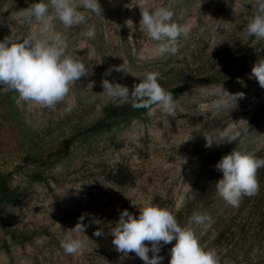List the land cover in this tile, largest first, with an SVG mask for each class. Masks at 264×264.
<instances>
[{"label": "rangeland", "instance_id": "rangeland-1", "mask_svg": "<svg viewBox=\"0 0 264 264\" xmlns=\"http://www.w3.org/2000/svg\"><path fill=\"white\" fill-rule=\"evenodd\" d=\"M34 2L0 0V41L38 31L19 15ZM98 2L102 15L86 12L84 24L65 30L52 21L88 72L70 86L64 102L41 107L0 86V176L20 193L0 206V264H144L135 253L124 257L115 250L110 228L122 210L138 216V207L149 200L173 212L182 227L194 212L209 214L210 228L192 227L220 264H264V167L257 172L259 193L243 197L238 208L227 205L215 186L222 177L215 164L232 148L264 158V88L250 75L264 59V40L244 35L255 14L252 3L150 0L153 7L173 10L177 23L191 25L187 38H178L176 54L157 57L155 42L139 24V0ZM89 27L95 29L93 39L81 35ZM119 66L124 72L114 70ZM149 72L159 73L163 88L187 85L174 98L175 116L152 106L96 127L109 121L112 106L131 103L108 99L102 80L131 90ZM220 84L244 97L230 101L229 112L207 111ZM233 125L247 128L243 145L238 140L205 147L204 136ZM82 214L88 227L84 235H73L85 246L67 255L60 242ZM98 228L100 237L93 235ZM174 243L162 245V264H169Z\"/></svg>", "mask_w": 264, "mask_h": 264}, {"label": "clouds", "instance_id": "clouds-1", "mask_svg": "<svg viewBox=\"0 0 264 264\" xmlns=\"http://www.w3.org/2000/svg\"><path fill=\"white\" fill-rule=\"evenodd\" d=\"M250 2L255 14L248 21L244 35L264 40V0ZM137 7L141 16L139 24L143 26L147 37L156 44L155 55L162 57L165 54H176L178 38H187L191 25L177 23L173 10L166 6L153 7L150 0H139ZM86 12L101 16L102 7L98 0H48L47 3L44 0H36L27 8L21 9L19 15L23 17L24 22L27 25H36L38 31L30 32L27 36L10 34L0 41V86H4L5 90L17 92L19 99L25 103L54 109L58 103L64 102L70 93V86L88 72L85 64L75 59L68 51L66 36L54 28L52 21L59 20L63 29L67 30L86 23ZM126 24L130 30L135 28L131 19L127 20ZM81 35L93 39L94 27H89ZM114 70L124 72L120 66ZM110 72L111 70L106 71L105 75H110ZM250 75L264 88V59L253 64ZM158 79V72L146 73L131 90L127 86L104 79L103 93L111 100L131 102L134 108L150 109L152 106H158L166 116H175L173 95L158 83ZM218 89L216 98L210 105L205 106L207 111L229 112L233 108L230 101L234 104L236 99L244 97L243 93L230 94L221 84ZM72 103H75L74 99ZM207 111L200 115H206ZM246 133L247 128L233 125L229 130L221 131L215 136H204L205 147H212L213 144H233L238 140L243 145L242 136ZM262 167L264 158H258L239 147L232 148L215 164V169L222 173V177L215 183L219 197L227 205L238 208L243 197L257 195L260 190L257 172ZM138 208V216H133L126 209L122 210L119 219L110 228L112 244L122 256L127 257L129 253H135L144 264H162L163 257L158 255L162 245L175 241L169 250V264H220L217 253L214 250H206L200 244L192 227L195 224L205 230L210 228L212 218L209 214L194 212L188 226L182 227L173 212L153 204L151 200ZM84 218L85 214H82L60 242L67 255L78 254L85 246L82 239L73 235H84L88 227L83 223ZM93 235L100 237L103 232L98 228ZM256 252L254 249L253 255ZM149 253L152 254L151 257Z\"/></svg>", "mask_w": 264, "mask_h": 264}, {"label": "trees", "instance_id": "trees-1", "mask_svg": "<svg viewBox=\"0 0 264 264\" xmlns=\"http://www.w3.org/2000/svg\"><path fill=\"white\" fill-rule=\"evenodd\" d=\"M187 85H182L180 87H165L164 89L171 92L173 98H176L180 92H182ZM146 108H134L131 103L112 106L108 112L107 117L109 121L107 123H98L96 127L101 126H111L116 123L117 119L122 115L136 114L138 111ZM19 191L8 184L5 176H0V206L6 203H12L16 201L19 197Z\"/></svg>", "mask_w": 264, "mask_h": 264}]
</instances>
